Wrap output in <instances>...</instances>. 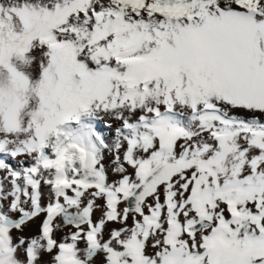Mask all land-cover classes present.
<instances>
[{
  "label": "snow or ice",
  "instance_id": "6c2138e0",
  "mask_svg": "<svg viewBox=\"0 0 264 264\" xmlns=\"http://www.w3.org/2000/svg\"><path fill=\"white\" fill-rule=\"evenodd\" d=\"M0 264H264V0H0Z\"/></svg>",
  "mask_w": 264,
  "mask_h": 264
}]
</instances>
